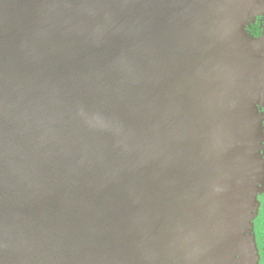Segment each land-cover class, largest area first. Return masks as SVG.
<instances>
[{"label": "water", "instance_id": "95a60500", "mask_svg": "<svg viewBox=\"0 0 264 264\" xmlns=\"http://www.w3.org/2000/svg\"><path fill=\"white\" fill-rule=\"evenodd\" d=\"M263 11L0 0V264H256Z\"/></svg>", "mask_w": 264, "mask_h": 264}, {"label": "flooded vegetation", "instance_id": "af4514ba", "mask_svg": "<svg viewBox=\"0 0 264 264\" xmlns=\"http://www.w3.org/2000/svg\"><path fill=\"white\" fill-rule=\"evenodd\" d=\"M246 31L253 38H259L264 35V11L255 16L246 26ZM256 56L263 58L264 49L262 53H258ZM257 57V58H258ZM257 112L262 122V140H261V160L264 167V102L256 105ZM263 180L260 185V191L257 194V207L253 220L251 221V234L253 235V241L255 249H257L256 264H264V168H263ZM258 229L260 232H258Z\"/></svg>", "mask_w": 264, "mask_h": 264}, {"label": "rangeland", "instance_id": "374dc122", "mask_svg": "<svg viewBox=\"0 0 264 264\" xmlns=\"http://www.w3.org/2000/svg\"><path fill=\"white\" fill-rule=\"evenodd\" d=\"M258 232H260V230H259V229H258ZM254 248H255V246H254ZM254 252H255V255L257 256V249H255V251H254ZM256 256H255V257H256Z\"/></svg>", "mask_w": 264, "mask_h": 264}]
</instances>
